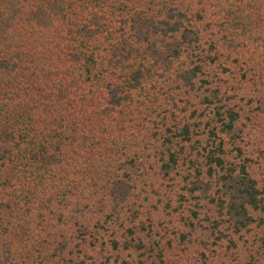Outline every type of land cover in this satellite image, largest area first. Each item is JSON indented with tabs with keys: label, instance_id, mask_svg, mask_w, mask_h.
<instances>
[{
	"label": "trees",
	"instance_id": "trees-1",
	"mask_svg": "<svg viewBox=\"0 0 264 264\" xmlns=\"http://www.w3.org/2000/svg\"><path fill=\"white\" fill-rule=\"evenodd\" d=\"M0 264H264V0H0Z\"/></svg>",
	"mask_w": 264,
	"mask_h": 264
}]
</instances>
